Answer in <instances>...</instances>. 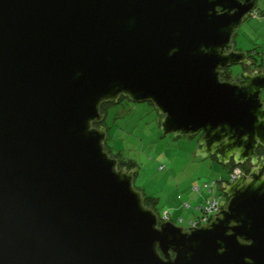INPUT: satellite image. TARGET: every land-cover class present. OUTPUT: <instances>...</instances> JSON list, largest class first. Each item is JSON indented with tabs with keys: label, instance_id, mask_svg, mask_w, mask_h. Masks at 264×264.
<instances>
[{
	"label": "water",
	"instance_id": "95a60500",
	"mask_svg": "<svg viewBox=\"0 0 264 264\" xmlns=\"http://www.w3.org/2000/svg\"><path fill=\"white\" fill-rule=\"evenodd\" d=\"M256 3L0 0V264H264V66L233 43ZM122 97L250 165L208 225L163 222L107 151Z\"/></svg>",
	"mask_w": 264,
	"mask_h": 264
},
{
	"label": "rangeland",
	"instance_id": "374dc122",
	"mask_svg": "<svg viewBox=\"0 0 264 264\" xmlns=\"http://www.w3.org/2000/svg\"><path fill=\"white\" fill-rule=\"evenodd\" d=\"M235 43L238 51L250 52L260 63L264 61V0H257L256 7L240 26ZM247 68L244 64L232 66L229 71L233 80L243 76ZM106 123L112 152L137 165L135 186L145 195L160 199L157 211L164 216L172 206L174 209L181 204V213L173 217V223L178 226L187 228V221L198 216V207L212 197L206 183L229 177L228 168L215 157L198 156L199 137H164L161 115L149 102L122 99L110 105ZM179 195H182L180 201ZM216 196L227 198L220 188ZM178 217L186 221L181 224Z\"/></svg>",
	"mask_w": 264,
	"mask_h": 264
},
{
	"label": "built area",
	"instance_id": "2783aa9c",
	"mask_svg": "<svg viewBox=\"0 0 264 264\" xmlns=\"http://www.w3.org/2000/svg\"><path fill=\"white\" fill-rule=\"evenodd\" d=\"M242 176V170L239 167H236L232 170L231 174L229 175V184L234 183L239 177ZM205 187L207 188V191L210 195H212L211 198L206 199V201L198 207V216L193 219L187 221V228H198L201 226L208 225L212 220L214 215L219 211L220 209V203L222 201L221 197H217L216 193L218 191V184L217 182H214L212 184H206ZM201 188H195L196 191H200ZM189 207L188 205L186 206ZM162 221H170L168 214H165L162 217ZM186 220L180 219L179 222L183 224Z\"/></svg>",
	"mask_w": 264,
	"mask_h": 264
},
{
	"label": "trees",
	"instance_id": "16d2710c",
	"mask_svg": "<svg viewBox=\"0 0 264 264\" xmlns=\"http://www.w3.org/2000/svg\"><path fill=\"white\" fill-rule=\"evenodd\" d=\"M263 63H264V61H262ZM263 65V64H262ZM122 99H125L124 97H122L120 100H119V102H121L122 101ZM118 102V103H119ZM113 104H115V103H106V104H104L102 107H101V112L103 113V114H105L106 115V119H105V121H104V123L102 124V125H104L106 128H107V126H106V122H107V111H108V108L110 107V105H113ZM99 126H101V125H97V127H99ZM107 131H108V128H107ZM106 149H107V151L111 154V156H113V157H115V158H117L118 159V161H119V167L120 168H123V167H125V168H127V169H133V168H136L137 167V165L132 161V160H130V161H124V160H122V157H121V154L119 153V154H114L113 152H112V148H111V146H110V143H109V139H107V142H106ZM236 165L232 162L229 166H227V168H228V170L229 171H231L234 167H235ZM218 183H219V181H218ZM221 183V182H220ZM207 184H210V183H207ZM212 184V183H211ZM219 186V185H218ZM138 189V188H137ZM144 200H145V204H146V206L147 207H152L157 213H158V211H157V207H156V204H157V199L156 198H154V197H149V196H147V195H145L144 194ZM159 214V213H158ZM159 216H160V219H162V217H161V215L159 214Z\"/></svg>",
	"mask_w": 264,
	"mask_h": 264
},
{
	"label": "flooded vegetation",
	"instance_id": "af4514ba",
	"mask_svg": "<svg viewBox=\"0 0 264 264\" xmlns=\"http://www.w3.org/2000/svg\"><path fill=\"white\" fill-rule=\"evenodd\" d=\"M256 7V6H255ZM254 7V8H255ZM233 43H235V39L233 40ZM235 45H236V43H235ZM248 59L249 60H252L253 62H257L258 63V65L260 66V68H263V66H264V63L262 62V63H260L252 54H250V52H248ZM263 64V65H262ZM248 70L246 71V72H252L253 71V69H254V67H250V68H247ZM264 69V68H263ZM233 76H232V80H233ZM237 81H239V82H241V83H244V79H243V77L242 76H239L237 79H236ZM259 154H262V151L260 150L259 151ZM236 167H239L241 170H242V176H247L249 173H250V171H251V167H250V165L249 164H244V165H241V166H235L234 168H236ZM233 168V169H234ZM232 169V170H233ZM232 170L231 171H229V175L231 174V172H232ZM225 181H228L229 182V178L227 179V180H225ZM221 181H219V186H221V183H220ZM220 188V187H219ZM225 200V199H224ZM221 205V204H220Z\"/></svg>",
	"mask_w": 264,
	"mask_h": 264
},
{
	"label": "crops",
	"instance_id": "0c3cea01",
	"mask_svg": "<svg viewBox=\"0 0 264 264\" xmlns=\"http://www.w3.org/2000/svg\"><path fill=\"white\" fill-rule=\"evenodd\" d=\"M224 180V179H223ZM222 182V181H221ZM207 184V183H206ZM217 184H219V183H217ZM222 184V183H221ZM220 185V184H219ZM218 189H219V186H218ZM195 191V190H194ZM200 191H202L201 189H200ZM208 192V191H207ZM208 194H209V192H208ZM157 199V198H156ZM182 199V195H179L178 197H177V200H181ZM160 201V199H157V204H156V207L158 206V202ZM173 207L174 206H172L170 209H168V211H167V214H168V217H169V220L170 221H172V222H174V219H173V217L174 216H178L180 213H181V211H182V207H181V204H177V206L173 209ZM184 208H186V207H184ZM186 209H188V208H186ZM158 210V209H157ZM166 212V211H165ZM159 213V212H158ZM160 215H161V217H163V214H161V213H159ZM180 219H183L182 217H178V221L180 220Z\"/></svg>",
	"mask_w": 264,
	"mask_h": 264
}]
</instances>
